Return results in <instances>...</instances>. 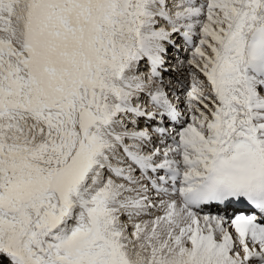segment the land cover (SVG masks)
I'll use <instances>...</instances> for the list:
<instances>
[{
  "label": "snow or ice",
  "instance_id": "1",
  "mask_svg": "<svg viewBox=\"0 0 264 264\" xmlns=\"http://www.w3.org/2000/svg\"><path fill=\"white\" fill-rule=\"evenodd\" d=\"M0 264H264V0H0Z\"/></svg>",
  "mask_w": 264,
  "mask_h": 264
}]
</instances>
